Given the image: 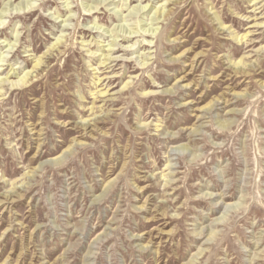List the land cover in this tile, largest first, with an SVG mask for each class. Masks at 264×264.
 Wrapping results in <instances>:
<instances>
[{
	"label": "rangeland",
	"instance_id": "rangeland-1",
	"mask_svg": "<svg viewBox=\"0 0 264 264\" xmlns=\"http://www.w3.org/2000/svg\"><path fill=\"white\" fill-rule=\"evenodd\" d=\"M23 1L0 77L43 62L1 86L0 264H264V0Z\"/></svg>",
	"mask_w": 264,
	"mask_h": 264
},
{
	"label": "bare ground",
	"instance_id": "bare-ground-1",
	"mask_svg": "<svg viewBox=\"0 0 264 264\" xmlns=\"http://www.w3.org/2000/svg\"><path fill=\"white\" fill-rule=\"evenodd\" d=\"M105 0H93L92 1V3H94V5L91 3V4H88L87 5V8H88V12H90L91 11V9H95L96 8V6L98 5V4H100V3H102V2H104ZM147 1H149V0H147ZM20 3V2H19ZM18 3V4H19ZM96 4V5H95ZM8 5V4H7ZM32 5H33V3H32ZM163 5H164V3H163ZM9 6H11V8L12 7H14V9L16 10H18V9H23V8H30L31 7V5H30V0H26L25 2L23 1V3H20L18 6L17 5H13V4H11V3H9ZM22 7V8H21ZM146 7H147V4H145V5H139V4H137L136 6H134L132 9L134 10L135 9V11H137V12H140V11H142V12H148V11H151V10H153V13H154V18H152V19H154V20H156V19H158L159 17H161V16H166L167 15V13L165 12V10H162L163 9V6H161V8H156V7H154V6H150L148 9H146ZM4 8H7L6 6L4 7ZM28 8V9H29ZM31 8H34L33 6L31 7ZM30 8V11L29 12H31V11H33L32 9ZM8 9V8H7ZM130 11H132V10H130ZM134 11V12H135ZM5 12H6V10H1L0 11V18L5 14ZM28 12V13H29ZM180 12V11H179ZM86 15H89V14H86ZM71 16V15H70ZM68 17L69 16H67V19H68ZM70 18V17H69ZM2 22V21H1ZM1 22H0V24H1ZM119 28H120V26H119ZM122 28V27H121ZM95 29H98V27H95ZM149 29H151V28H149ZM148 29V30H149ZM145 30V29H144ZM147 30V29H146ZM148 30H147V32H148ZM119 31H124L123 30V28L122 29H119ZM130 32H132V31H130ZM151 34L153 35V33L151 32H148V34L147 35H149L150 36V38H152V36H151ZM247 34V33H246ZM235 36V39H238V36L237 35H234ZM243 38V37H242ZM241 40V37H240V39H239V41ZM61 43V40L59 39V38H57L56 40H55V42L53 43V45H52V47H54V46H58L59 44ZM13 44V43H12ZM8 45H11V44H6L5 46H8ZM112 45H113V42H112ZM14 46V45H13ZM175 46V45H174ZM108 50H110V48L108 49ZM103 55H105V56H109V52H107V53H105V54H103ZM7 57V56H6ZM110 58V57H109ZM5 55H0V61L2 62V61H4L5 62ZM8 60V59H7ZM6 60V61H7ZM43 61H42V58L41 59H37L36 60V62L34 63V65H33V67H32V71H29V70H27V71H21L22 73H20V72H18V73H12V75H14L13 76V79L12 80H9V78L11 77V74L9 75V76H3V77H0V92H1V86L2 85H4V83L5 82H7V81H9V85L10 86H20V87H24V86H26L30 81H32V77H33V75H32V72L35 70L36 71V69H38L39 68V66L41 65V63H42ZM101 63H103V62H101ZM0 65H5V63H0ZM143 65H144V63H143ZM35 76H36V74H35ZM106 91V90H105ZM104 91V92H105ZM103 92V91H102ZM101 94V93H100ZM101 96V95H100ZM91 123V122H90ZM67 151V150H66ZM67 153V152H66ZM56 163H59L61 160L59 159L58 160V158L56 157V158H54L53 159ZM199 254V253H198ZM192 262V260H190L189 261V263L188 264H192L191 263Z\"/></svg>",
	"mask_w": 264,
	"mask_h": 264
}]
</instances>
